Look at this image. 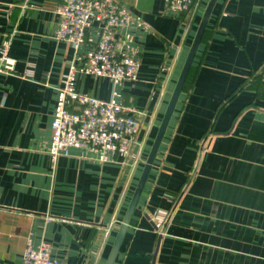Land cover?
Instances as JSON below:
<instances>
[{"label":"crops","instance_id":"1","mask_svg":"<svg viewBox=\"0 0 264 264\" xmlns=\"http://www.w3.org/2000/svg\"><path fill=\"white\" fill-rule=\"evenodd\" d=\"M62 1L0 0V59L15 61L0 73V264L28 243L57 264L105 263L208 0L187 23L167 0H114L135 80L75 75L77 92L139 121L128 154L103 163L46 152L61 79L99 34L55 40ZM189 71L113 264H264V0H217Z\"/></svg>","mask_w":264,"mask_h":264},{"label":"built area","instance_id":"2","mask_svg":"<svg viewBox=\"0 0 264 264\" xmlns=\"http://www.w3.org/2000/svg\"><path fill=\"white\" fill-rule=\"evenodd\" d=\"M195 0H167V8L181 16L192 10ZM59 17L55 40L78 47L84 42L85 31L96 23L98 40L91 46L83 61L70 68L57 88L50 121L47 154L52 160L68 154L71 148L82 155H93L99 163L108 154L126 156L139 131V121L132 110L113 101L99 100L75 90V75L105 78L113 86L134 81L138 70L135 50L123 48L115 33L130 22V14L114 0H63L57 7ZM7 46L5 43L2 44ZM0 73L14 72L15 61L8 56L0 59ZM30 71L24 73L28 78ZM110 226L105 229L108 234ZM20 264H57L46 243L27 244Z\"/></svg>","mask_w":264,"mask_h":264},{"label":"water","instance_id":"3","mask_svg":"<svg viewBox=\"0 0 264 264\" xmlns=\"http://www.w3.org/2000/svg\"><path fill=\"white\" fill-rule=\"evenodd\" d=\"M217 0H208L205 8L203 10L202 16L199 20V23L197 25L195 34L193 36L192 42L189 46L188 52L186 54V57L184 59L183 65L181 67V70L179 72L178 78L176 80V83L174 85L172 94L170 96V99L168 101L167 107L165 109V112L162 116V119L160 121L158 130L156 132V135L154 137V140L152 142V145L150 147V150L147 154L146 161L143 165V168L141 170L140 176L138 178V181L136 183V186L134 188V191L132 193V196L130 198L129 204L127 206L126 212L124 214V217L121 221V224L116 230L114 240L112 242L109 254L106 258V261L104 264H113L117 253L119 251L122 239L126 233V230L130 224L131 218L133 216L134 210L136 208V205L138 203V200L140 198L141 192L144 188L145 182L148 178V174L150 172L152 163L155 159V156L157 154L159 145L162 141V138L164 136L165 130L168 126V123L172 117V114L174 112V109L176 107L178 98L180 96V93L182 92L184 83L186 81V78L188 76L189 70L193 64L194 58L196 56L199 44L201 42L202 36L208 26L209 18L212 13L214 4Z\"/></svg>","mask_w":264,"mask_h":264},{"label":"trees","instance_id":"4","mask_svg":"<svg viewBox=\"0 0 264 264\" xmlns=\"http://www.w3.org/2000/svg\"><path fill=\"white\" fill-rule=\"evenodd\" d=\"M196 2H197V0H195V4H196ZM195 4H194V7H195ZM194 7L192 8V10H191L190 12L181 15V22H182V23H187V22L189 21L188 19H189V17L191 16ZM189 75H190V71H189V73H188V76H187V78H186V81L188 80ZM186 81H185V83H184V86H183V89H182V90L185 89Z\"/></svg>","mask_w":264,"mask_h":264}]
</instances>
